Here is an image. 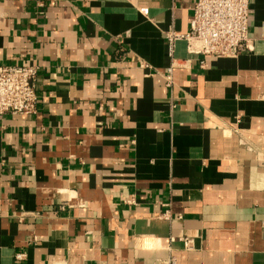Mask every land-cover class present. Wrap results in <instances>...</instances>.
<instances>
[{
    "label": "crops",
    "instance_id": "crops-1",
    "mask_svg": "<svg viewBox=\"0 0 264 264\" xmlns=\"http://www.w3.org/2000/svg\"><path fill=\"white\" fill-rule=\"evenodd\" d=\"M194 2L0 0V64L38 68L0 116V264H264V0L166 86Z\"/></svg>",
    "mask_w": 264,
    "mask_h": 264
},
{
    "label": "built area",
    "instance_id": "built-area-1",
    "mask_svg": "<svg viewBox=\"0 0 264 264\" xmlns=\"http://www.w3.org/2000/svg\"><path fill=\"white\" fill-rule=\"evenodd\" d=\"M249 5L250 0H195L188 31L176 33L172 30L165 33L170 58V64L162 73L166 86L173 84L172 71L179 66L174 57L175 42L178 40L185 41L189 54L221 58L234 57L248 51ZM141 66L148 67V64L141 63ZM37 71L35 65L26 63L0 64V116L36 112L34 82ZM15 257L21 259L22 254H16ZM172 262L173 258H170L165 264Z\"/></svg>",
    "mask_w": 264,
    "mask_h": 264
}]
</instances>
